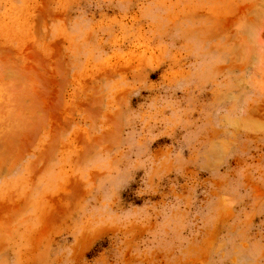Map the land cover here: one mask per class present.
Instances as JSON below:
<instances>
[{
    "label": "rangeland",
    "instance_id": "obj_1",
    "mask_svg": "<svg viewBox=\"0 0 264 264\" xmlns=\"http://www.w3.org/2000/svg\"><path fill=\"white\" fill-rule=\"evenodd\" d=\"M0 264H264V0H0Z\"/></svg>",
    "mask_w": 264,
    "mask_h": 264
}]
</instances>
